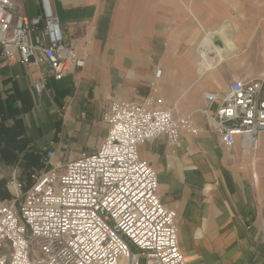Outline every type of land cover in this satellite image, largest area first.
<instances>
[{
    "label": "crops",
    "instance_id": "obj_1",
    "mask_svg": "<svg viewBox=\"0 0 264 264\" xmlns=\"http://www.w3.org/2000/svg\"><path fill=\"white\" fill-rule=\"evenodd\" d=\"M11 1L28 19L40 14L39 0ZM51 3L83 63L55 79L46 64L0 58V199L10 197L6 182L13 172L28 182L32 171L96 151L112 102L158 96L177 115L192 114L201 128L181 131L177 146L160 135L138 147L157 173L161 201L177 214L185 263L264 264V132L254 153L239 137L226 146L198 113L204 91L222 94L232 81L264 73V25H254L264 19V0ZM220 33L234 46L225 47ZM210 34L204 61L198 45ZM40 76L45 81L36 93ZM47 150L54 152L52 164L40 165Z\"/></svg>",
    "mask_w": 264,
    "mask_h": 264
},
{
    "label": "built area",
    "instance_id": "obj_2",
    "mask_svg": "<svg viewBox=\"0 0 264 264\" xmlns=\"http://www.w3.org/2000/svg\"><path fill=\"white\" fill-rule=\"evenodd\" d=\"M40 14L28 19L11 0H0V58L48 65L55 79L83 63L66 42L51 0H39ZM161 69L155 71L159 77ZM40 76L33 84L43 88ZM205 129L232 146L254 151L264 132V74L232 81L219 94L202 93ZM112 102L102 120L106 136L92 153L49 169L32 171L28 182L15 172L10 197L0 199V264H186L179 246L176 212L158 193L155 169L138 154L142 143L163 135L180 143L181 131L197 134L192 114L177 115L157 100ZM217 107L211 110L213 104ZM47 150L40 165L52 164ZM62 169V170H61Z\"/></svg>",
    "mask_w": 264,
    "mask_h": 264
},
{
    "label": "bare ground",
    "instance_id": "obj_3",
    "mask_svg": "<svg viewBox=\"0 0 264 264\" xmlns=\"http://www.w3.org/2000/svg\"><path fill=\"white\" fill-rule=\"evenodd\" d=\"M223 24V23H222ZM219 29V28H218ZM224 31V30H223ZM229 33V32H227ZM223 40H224V43H225V47H233L234 46V42L229 38L228 35H225V33H220L219 34ZM211 37L212 35H205V37L202 39V41H200L199 45H198V53H199V57L201 59H203L204 61L206 60V56H207V53L210 51V48L211 47V44H212V41H211ZM224 49V48H223ZM220 59H222V57H220ZM204 63V62H203ZM211 64L207 63L205 65H202L206 68L208 67H211L210 66ZM264 74V73H263ZM262 74V75H263ZM262 133V132H261ZM262 137V136H261ZM254 153V151H253ZM254 155V154H253ZM256 155V154H255ZM252 156V155H251ZM251 158V157H250ZM254 158V157H253ZM253 165V164H252ZM257 178V177H256Z\"/></svg>",
    "mask_w": 264,
    "mask_h": 264
},
{
    "label": "rangeland",
    "instance_id": "obj_4",
    "mask_svg": "<svg viewBox=\"0 0 264 264\" xmlns=\"http://www.w3.org/2000/svg\"><path fill=\"white\" fill-rule=\"evenodd\" d=\"M262 21H261V23H260V18H259V20L258 21H256V24L254 23V25H264V19H261ZM258 28V27H257ZM158 69V68H157ZM156 71V70H155ZM146 99H148V100H150L151 101V106L152 107H156V106H158L159 104L157 103V100L158 99H160L161 101H162V103H161V105L162 106H166V104H165V101H164V99L162 98V97H158V96H149V95H146L145 97H143L140 101H144V100H146ZM139 264H145V259L144 258H142V257H140L139 258Z\"/></svg>",
    "mask_w": 264,
    "mask_h": 264
},
{
    "label": "water",
    "instance_id": "obj_5",
    "mask_svg": "<svg viewBox=\"0 0 264 264\" xmlns=\"http://www.w3.org/2000/svg\"><path fill=\"white\" fill-rule=\"evenodd\" d=\"M213 44L214 45H217V46H219V47H221V41L217 38V37H214V39H213Z\"/></svg>",
    "mask_w": 264,
    "mask_h": 264
}]
</instances>
